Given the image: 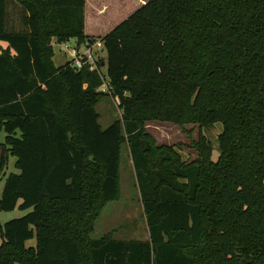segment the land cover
<instances>
[{
    "label": "trees",
    "instance_id": "1",
    "mask_svg": "<svg viewBox=\"0 0 264 264\" xmlns=\"http://www.w3.org/2000/svg\"><path fill=\"white\" fill-rule=\"evenodd\" d=\"M69 40L102 43L107 93L54 66ZM107 94L122 117L102 129ZM149 122L220 125L217 159L199 134L183 161ZM1 134L0 178L9 157L19 173L0 213L31 211L0 224V264H264V0H0ZM124 144L148 238L90 240Z\"/></svg>",
    "mask_w": 264,
    "mask_h": 264
},
{
    "label": "rangeland",
    "instance_id": "2",
    "mask_svg": "<svg viewBox=\"0 0 264 264\" xmlns=\"http://www.w3.org/2000/svg\"><path fill=\"white\" fill-rule=\"evenodd\" d=\"M103 25V24H102ZM96 27L90 26L87 33L100 32L93 31ZM101 28V27H99ZM69 47H74L75 40H69L65 43ZM65 44L53 43V63L55 67H61L72 60L71 53L65 49ZM80 52L84 50L86 44L78 45ZM105 57L104 54H100ZM101 74L105 75V68L101 69ZM107 81V80H106ZM100 93L101 88L99 89ZM95 110L100 115L99 125L102 129L107 128L113 122L120 121L122 112L118 106V100L107 94L101 97ZM145 133L153 140L156 146L173 147L180 153L183 161L190 163L197 158L196 152L191 148L197 141L199 134H203L209 140L213 153L212 159L216 160L218 156V136L221 130L220 125L212 129H201L197 125L177 126L172 123L149 122L144 126ZM4 134L0 135V142L3 141ZM16 159L9 157L5 169V176L0 178V196L2 194L4 182L10 174H18L19 171L14 167ZM31 210L19 211L15 209L11 212L0 213V224L21 218ZM148 238L147 225L143 214L142 204L136 187L133 165L129 156L128 148L124 144L121 148V160L119 168V194L114 202L108 203L100 212L93 223L89 234L90 240H114V241H145ZM27 247H34L35 240L32 239L26 243Z\"/></svg>",
    "mask_w": 264,
    "mask_h": 264
},
{
    "label": "built area",
    "instance_id": "3",
    "mask_svg": "<svg viewBox=\"0 0 264 264\" xmlns=\"http://www.w3.org/2000/svg\"><path fill=\"white\" fill-rule=\"evenodd\" d=\"M76 44L72 48L65 44V49H67L72 55V60L70 61L71 67L80 70L87 66L89 71H98L97 63L100 61L99 56H101L100 54H103L102 43L96 41L92 45H86L82 52H80L79 47ZM99 73L103 80L101 92H105L107 91L108 84L106 78L101 74V69L99 70Z\"/></svg>",
    "mask_w": 264,
    "mask_h": 264
},
{
    "label": "water",
    "instance_id": "4",
    "mask_svg": "<svg viewBox=\"0 0 264 264\" xmlns=\"http://www.w3.org/2000/svg\"><path fill=\"white\" fill-rule=\"evenodd\" d=\"M102 65H104V63Z\"/></svg>",
    "mask_w": 264,
    "mask_h": 264
},
{
    "label": "crops",
    "instance_id": "5",
    "mask_svg": "<svg viewBox=\"0 0 264 264\" xmlns=\"http://www.w3.org/2000/svg\"><path fill=\"white\" fill-rule=\"evenodd\" d=\"M75 44H76V42H75Z\"/></svg>",
    "mask_w": 264,
    "mask_h": 264
}]
</instances>
